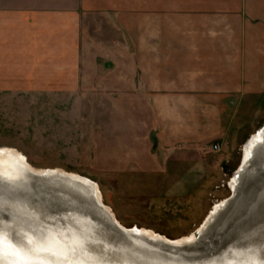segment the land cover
I'll use <instances>...</instances> for the list:
<instances>
[{
	"label": "crops",
	"instance_id": "0c3cea01",
	"mask_svg": "<svg viewBox=\"0 0 264 264\" xmlns=\"http://www.w3.org/2000/svg\"><path fill=\"white\" fill-rule=\"evenodd\" d=\"M92 16L125 38L132 68L147 76L138 100L133 91L120 102L139 134L119 150L116 187L153 198L136 206L159 212L223 173L213 146L245 125L239 110L264 91V0H0V88H77L90 62L121 61L82 53ZM202 211L191 209L180 228L192 230Z\"/></svg>",
	"mask_w": 264,
	"mask_h": 264
},
{
	"label": "rangeland",
	"instance_id": "374dc122",
	"mask_svg": "<svg viewBox=\"0 0 264 264\" xmlns=\"http://www.w3.org/2000/svg\"><path fill=\"white\" fill-rule=\"evenodd\" d=\"M104 21L99 16L84 21L87 28L91 24V34L87 29L82 31V53L85 47L91 56L105 51L111 57L120 54L122 60L107 65L103 59L90 62L89 69H82L77 88H0V148H14L34 168H59L90 178L104 204L114 215L112 208L118 211L115 217L125 227L150 229L168 239L187 236L214 203L229 195L228 181L239 164L243 144L264 123V91L252 98L253 107L239 110L238 120L245 125L233 124L224 138L215 142L220 145L214 149L215 158L223 170L214 180L217 183H207L178 203L162 201L159 212L137 207L136 203L153 198H138L136 190L130 189H124L122 194L116 187L119 150L130 149L131 136L139 134L138 120L132 122L126 112L122 117L120 102L132 100L133 91V99L138 100L137 88H146L142 81L147 76L143 69L132 68L134 62L125 38ZM99 24L104 26L99 28ZM83 39L90 45H83ZM115 47H123V51L117 52ZM260 105L261 109L255 108ZM248 123L252 124L248 127ZM134 143L145 147L141 138ZM198 208L203 210L202 220L189 232L182 230L183 219L190 217L191 209Z\"/></svg>",
	"mask_w": 264,
	"mask_h": 264
},
{
	"label": "bare ground",
	"instance_id": "6f19581e",
	"mask_svg": "<svg viewBox=\"0 0 264 264\" xmlns=\"http://www.w3.org/2000/svg\"><path fill=\"white\" fill-rule=\"evenodd\" d=\"M227 187L229 195L214 203L196 228L201 235L191 232L168 239L150 229L123 226L104 204L90 178L59 168H34L14 148L1 147L0 210L6 206L17 210V214L0 216V230L7 231H0V238L10 257L7 260L1 251L0 264H38L45 238L38 228L29 227L22 220L33 215V211L35 220L57 217L55 212L52 216L45 213L50 203L60 206L59 217L71 220V224L75 220L69 216L71 213L86 216L87 206L90 207L129 250L121 246L123 249L152 255L150 259L156 264H218L210 260L219 256L225 258L221 264H264V123L243 144L239 164ZM64 200L70 202L63 204ZM260 213L261 219L256 220ZM67 229L70 232L73 228ZM230 248L245 253L242 259L235 258L239 262L229 263L226 259Z\"/></svg>",
	"mask_w": 264,
	"mask_h": 264
},
{
	"label": "water",
	"instance_id": "95a60500",
	"mask_svg": "<svg viewBox=\"0 0 264 264\" xmlns=\"http://www.w3.org/2000/svg\"><path fill=\"white\" fill-rule=\"evenodd\" d=\"M68 202H70V200H64L63 204H67ZM47 208L45 213L52 216V213L55 212L57 217H53L51 220H35L33 218V216H35V211H33V215L27 216L23 218V220L21 219L26 222L29 227L38 228L41 231L39 232L45 238V244H41L42 249H39L40 257L38 259V264H156L150 259L152 255L143 254L136 250L128 251V247L122 245L121 242L116 239L118 234L110 232V228L100 220L98 214H96L94 210H91L92 212L90 211V207L87 206L85 212L87 213V217L71 213L69 216L71 217V215H73L75 217V220H72V224L71 220L69 222L67 218L64 219V217H59L60 206H52L50 203ZM9 214L15 216L17 210H10V208L6 206L1 208L0 216H9ZM261 215L262 213L259 214L258 218L256 217V220L261 219ZM38 224L42 225L38 226ZM69 226L73 228L70 232L67 229ZM0 231L7 232L6 230ZM193 232L196 233V235H201L197 229H194ZM121 233L124 234V232ZM48 235H52L51 239L47 238ZM67 240H71V244L68 242L69 245H67ZM218 244L220 245L221 243L219 242ZM121 246L128 250L123 249ZM25 247L27 248V246ZM3 251L5 254L4 256L8 260V258H10L8 249H3L2 253ZM243 254L245 253H243L242 250L231 249L226 252V259L229 260V263H237L240 260L235 258L242 259ZM223 259H225L223 256H219L218 258L210 260V262L216 261L218 264H221Z\"/></svg>",
	"mask_w": 264,
	"mask_h": 264
},
{
	"label": "snow or ice",
	"instance_id": "6c2138e0",
	"mask_svg": "<svg viewBox=\"0 0 264 264\" xmlns=\"http://www.w3.org/2000/svg\"><path fill=\"white\" fill-rule=\"evenodd\" d=\"M2 250H3V239L0 238V251H2Z\"/></svg>",
	"mask_w": 264,
	"mask_h": 264
},
{
	"label": "built area",
	"instance_id": "2783aa9c",
	"mask_svg": "<svg viewBox=\"0 0 264 264\" xmlns=\"http://www.w3.org/2000/svg\"><path fill=\"white\" fill-rule=\"evenodd\" d=\"M213 149H217V145H214V146H213Z\"/></svg>",
	"mask_w": 264,
	"mask_h": 264
}]
</instances>
